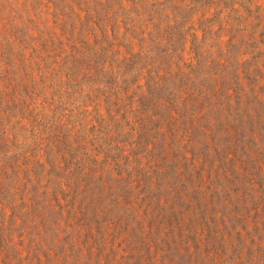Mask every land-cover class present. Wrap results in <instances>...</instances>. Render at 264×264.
I'll use <instances>...</instances> for the list:
<instances>
[{
	"label": "trees",
	"instance_id": "trees-1",
	"mask_svg": "<svg viewBox=\"0 0 264 264\" xmlns=\"http://www.w3.org/2000/svg\"><path fill=\"white\" fill-rule=\"evenodd\" d=\"M206 3L0 0V264H264V53Z\"/></svg>",
	"mask_w": 264,
	"mask_h": 264
},
{
	"label": "rangeland",
	"instance_id": "rangeland-1",
	"mask_svg": "<svg viewBox=\"0 0 264 264\" xmlns=\"http://www.w3.org/2000/svg\"><path fill=\"white\" fill-rule=\"evenodd\" d=\"M222 4L213 6L211 13H220V18H217V22L224 23L221 31V39L223 41L229 40L228 31L237 35L240 38L247 40L250 36L251 40L248 41V45L243 47L242 50H249L253 54L247 59H252L260 54L264 53V0H217ZM199 3L198 8L203 9L206 2L211 0H197ZM209 10L208 7L205 8ZM219 26H216L218 30ZM244 45V43L239 44Z\"/></svg>",
	"mask_w": 264,
	"mask_h": 264
}]
</instances>
